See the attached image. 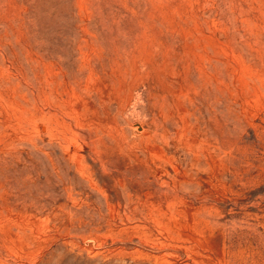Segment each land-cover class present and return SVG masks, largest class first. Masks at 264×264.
Segmentation results:
<instances>
[{
  "label": "rangeland",
  "instance_id": "1",
  "mask_svg": "<svg viewBox=\"0 0 264 264\" xmlns=\"http://www.w3.org/2000/svg\"><path fill=\"white\" fill-rule=\"evenodd\" d=\"M0 264H264V0H0Z\"/></svg>",
  "mask_w": 264,
  "mask_h": 264
}]
</instances>
